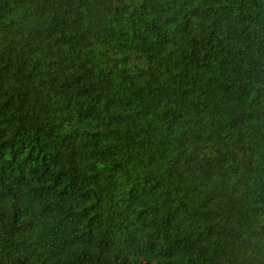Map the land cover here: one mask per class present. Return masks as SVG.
Listing matches in <instances>:
<instances>
[{
  "label": "trees",
  "instance_id": "1",
  "mask_svg": "<svg viewBox=\"0 0 264 264\" xmlns=\"http://www.w3.org/2000/svg\"><path fill=\"white\" fill-rule=\"evenodd\" d=\"M0 264H264V0H0Z\"/></svg>",
  "mask_w": 264,
  "mask_h": 264
}]
</instances>
